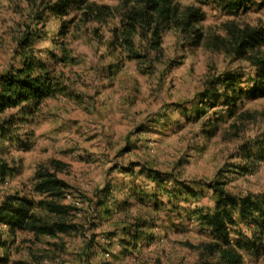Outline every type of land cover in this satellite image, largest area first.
Here are the masks:
<instances>
[{
    "label": "rangeland",
    "instance_id": "374dc122",
    "mask_svg": "<svg viewBox=\"0 0 264 264\" xmlns=\"http://www.w3.org/2000/svg\"><path fill=\"white\" fill-rule=\"evenodd\" d=\"M175 1L182 9L202 10L204 19L193 26L201 39L194 45L191 31L170 28L154 60L131 59L118 45L113 30L126 11L122 0H89L100 9L87 16L76 13L67 36L72 61L63 68L68 90L46 99L21 124V139L14 133L0 136V166L7 167L5 176L0 174V203L7 195L44 198L34 190L37 174L54 172L69 184L58 201L66 213H35L48 224L62 218L74 228L38 237L18 231L8 246V260L0 264H199L209 236L186 212L213 205L209 184L219 181L237 195L264 192V160L243 155L244 148L253 149L264 136V97L243 99L233 115L222 105L199 112L204 93L215 85L219 92L224 89L223 76L235 74L245 81L252 74L250 64L232 53L228 28L264 27V9L233 15L220 0ZM31 2L0 0V76L18 64L17 39L30 22ZM52 27L56 30L58 21L50 18L44 30ZM139 45L137 39L135 49ZM258 50L264 52V46ZM13 112L0 114V126ZM52 160L64 166L56 169ZM148 170L169 177L163 189L155 190ZM175 182L201 190L180 199V218L168 209L163 193ZM109 184L119 185L112 188L111 202L103 198ZM131 184L155 192L151 198L161 208L149 199L118 207ZM142 222L148 227L140 231L136 246L120 245L122 238L129 240L126 232ZM6 229L0 225L3 243L9 241ZM149 234L154 238L145 240ZM4 249L0 246V258ZM245 264H264V253H245Z\"/></svg>",
    "mask_w": 264,
    "mask_h": 264
},
{
    "label": "trees",
    "instance_id": "16d2710c",
    "mask_svg": "<svg viewBox=\"0 0 264 264\" xmlns=\"http://www.w3.org/2000/svg\"><path fill=\"white\" fill-rule=\"evenodd\" d=\"M122 2L126 11L121 17L120 26L113 32L118 45L128 52L131 59H159L162 53V34L170 28L191 31L195 34L194 45L199 44L202 35L193 26L204 19L202 10L193 6L182 9L175 0ZM220 3L224 10L233 15L253 7L264 9V0H220ZM31 6L30 22L17 39L18 64L0 76V114L14 110L5 125L0 126V136L14 133L15 139H21L18 138L21 124H26L33 118L46 99L55 98L69 88L63 68L72 61L67 36L74 27L76 13L83 11V15L87 16L88 11L100 9L89 0H33ZM50 18L58 21V28L55 30L52 27L46 31L44 28L50 23ZM228 29L232 38V53L237 59L250 64L252 74L245 81L235 74L223 76L220 82L224 89L221 92L215 85L208 93L203 94V105L199 110L201 113L206 112L205 106L212 108L222 105L227 108L229 115H233L243 99L264 97V52L260 53L258 50L264 46V27ZM137 39L140 43L139 49H135ZM243 83L245 88L241 87ZM21 146L27 148L26 142L22 140ZM243 155L247 160H264V136L255 143L253 149L244 148ZM52 163L56 169L64 166L58 160H52ZM6 170L7 167L3 164L0 174L5 176ZM147 173L153 177L156 191L164 188L169 178L167 175L152 170ZM117 187L119 185L109 184L103 192L105 201L111 202L115 198L112 196V188ZM209 187L213 194V205L186 212L209 236V240L201 245L199 264H245V253L260 257L264 253V192L237 195L226 190L219 181L209 184ZM68 188L69 184L56 173L42 171L37 174L34 190L44 198L35 201L31 197L16 194L7 195L3 199L0 203V225L6 226L9 241H0V246L5 248L1 262L8 260V246L13 243L18 231H30L38 237L55 236L57 231L67 232L74 228L62 218L48 224L35 213L37 209L46 210L50 214L66 213L65 206L59 205L58 201ZM199 192L201 190L196 191L185 182H175L172 188L164 190L163 193L167 195L170 203L168 209L176 212L180 218V199H187L188 195L196 197ZM126 195L118 203V207L123 205L128 209L133 203L145 204L147 199L153 200L151 197L155 192H146L131 184L126 189ZM105 201L99 205L102 206ZM153 201L149 204L159 210L161 202ZM104 213L106 216L111 215V209L104 208ZM147 227L146 222L136 223L133 232L125 231L129 240L122 238L119 244H134L135 247L140 231ZM153 238L149 234L144 239Z\"/></svg>",
    "mask_w": 264,
    "mask_h": 264
}]
</instances>
